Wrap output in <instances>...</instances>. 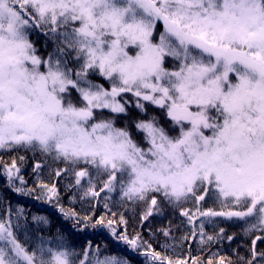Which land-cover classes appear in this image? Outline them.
<instances>
[{"label":"snow or ice","instance_id":"6c2138e0","mask_svg":"<svg viewBox=\"0 0 264 264\" xmlns=\"http://www.w3.org/2000/svg\"><path fill=\"white\" fill-rule=\"evenodd\" d=\"M38 30L54 45L47 57L30 39ZM128 94L148 117L135 121L142 141L127 125L116 126L127 115ZM148 105L164 111L169 128L148 115ZM0 149L63 163L56 176L73 172L81 199L118 193L121 203H145L142 220L159 212L161 201L179 206L194 198L199 205L215 196L222 210L197 209L199 216L264 230V0H0ZM3 173L17 194L35 191L15 159ZM39 187L49 201L57 195L55 185ZM21 215L0 218V264H131L101 256L91 241L70 248L62 236L54 246L41 236L30 248ZM71 215L85 228L108 229L132 252L140 247L139 236L118 234L103 215ZM257 240L264 237L252 241L246 264L264 261ZM146 255L173 264L155 250Z\"/></svg>","mask_w":264,"mask_h":264},{"label":"trees","instance_id":"16d2710c","mask_svg":"<svg viewBox=\"0 0 264 264\" xmlns=\"http://www.w3.org/2000/svg\"><path fill=\"white\" fill-rule=\"evenodd\" d=\"M33 34V42L37 46V54L43 56L47 48H49L51 41H46L40 32H33ZM41 41L45 42L42 46L39 45ZM90 78L97 83L105 82L99 75H92ZM125 99L129 100L130 104L127 109V115L124 117L128 122V128L132 132L133 137L137 138L139 132L136 131L135 121L138 119H147L148 117L142 115L136 109V100L134 97H132V99ZM147 107L148 115H154V109L156 107L152 105H148ZM159 110L158 108L155 113L160 112ZM117 125H121L120 119H118ZM20 156L25 157L23 162L20 161ZM13 159L16 160L17 165L20 167V175L24 177L27 187L35 189L31 195L23 196L17 194L7 185V178L3 173V166L5 164L10 165ZM39 161L42 162L43 166L37 169V171L41 172L43 176H40V179H34L33 169ZM64 167L65 165L63 163L55 162L50 157H45L39 152L33 153L22 149H0V194L2 193L5 204H10V202L12 205L20 204L21 207L26 210L25 212L27 214H45L48 217V233L51 235L58 233L64 236L66 245L70 248L75 247L78 251L82 250L91 241L94 248L98 244L103 252H120L126 256L132 264H158V262H153L150 256L146 255L151 250H155L161 253V255L168 256L173 264L178 260L187 264L189 262V254L186 252L187 240L180 238L189 239L192 235L195 236L197 233L196 230L199 231V229L195 228L192 223L189 225L195 230H192V228L187 225L188 218L181 215L182 210H188L189 214H191L195 212L196 209H218L216 206H221L216 201L215 196L206 197V200L199 205L196 204L194 198L187 203H181L179 206L169 205L161 201L159 205L160 211H154L147 220H142V216L147 212L148 205L145 203L136 205L121 203L118 193H102L99 199L88 197L81 199L83 191L76 187L75 193H77L78 196L76 201L68 200L67 193L70 190L66 191L65 185H62V178H67L71 181L70 185L75 186L74 182H72L75 177L71 171L65 174L62 173L61 176L57 177V169H63ZM16 184L19 186V181H16ZM40 184H47L49 187L55 185L57 195L49 201L44 190L39 187ZM102 185L103 181L98 180L97 188L99 189ZM105 195L110 197L107 201L103 198ZM105 203H108V208L104 207ZM61 208L69 213L67 218L64 213L61 212ZM71 213H75L77 217L81 218V221L86 215L95 217L103 215L106 220H113V227L116 228L118 234L126 233L129 238L139 236V249L135 252L130 251L129 246L122 240L116 239L108 229H94L91 226L85 228L82 222L77 223V220L72 217ZM113 213H115V215H113ZM121 218H123L125 223H121ZM249 227L250 223H245L236 218L226 220L220 217L215 221L207 223L205 227H203V232L207 231L205 248L211 251L209 253L203 250V252L195 251L194 253L192 250L191 254L194 253V260H196L197 263L202 260L205 264L210 257H213L211 261H213L214 264H219L221 260L214 257L215 252L212 249L224 245L223 248L221 247L223 251L227 250V252L222 253L225 257L223 260L224 264H246V261L251 258L252 241L257 237H264L263 232L258 234L254 233L256 229L245 232V229ZM221 229H223V232H221ZM164 230H168L173 240L178 239L182 241V245L185 247L184 253L187 254L185 259L180 257L178 253L175 254L179 256L171 254L173 252L161 249L160 238L164 234ZM150 233H152V235ZM47 236L48 235H42V237L48 240ZM39 237H41V235H39ZM39 237L29 244L30 248L38 242L37 239H39ZM208 237L212 239H208ZM229 237H232V239H229ZM218 240L222 242H218ZM256 248L258 253L264 252V240H257ZM237 251H239L238 256ZM178 257L181 259H178ZM241 257H243L244 260H241ZM261 262L262 261H258V264H261Z\"/></svg>","mask_w":264,"mask_h":264},{"label":"rangeland","instance_id":"374dc122","mask_svg":"<svg viewBox=\"0 0 264 264\" xmlns=\"http://www.w3.org/2000/svg\"><path fill=\"white\" fill-rule=\"evenodd\" d=\"M159 30H162V25L160 26V28H159ZM35 32H40L41 34H42V36H43V38L46 40V41H51L50 39H47L46 37H45V35L43 34V31H41V30H38V31H35ZM34 32V33H35ZM158 32H157V36H158ZM30 39L33 41V39H34V34L33 33H31L30 34ZM43 44H45V42H43V41H41L40 43H39V45L40 46H42ZM35 47H37L36 45H35ZM53 48H54V45H53V43H52V41H51V44L49 45V48H47V51H46V53L42 56V57H47V55H48V53L49 52H51L52 50H53ZM39 55V54H38ZM168 67H171V62H169L168 63V65H167ZM100 84H103L104 85V87L105 88H108L109 87V85H108V83L105 81V82H102V83H100ZM125 98H131L132 99V97H131V95L130 94H128V95H126L125 96ZM158 110V108H155L154 109V115L157 117V119L160 121V124H161V126H164L166 129L167 128H169L170 127V124H171V122L167 119V117L165 116V114H164V111L163 110H159L160 112H158V113H155V111H157ZM120 120H121V125L119 126V125H117V121H116V126L117 127H122V126H125V125H127L128 127H129V125H128V122H127V120H126V118L122 115L120 118H119ZM177 132H178V129H177ZM138 137L136 138V137H134L136 140H138V141H142V136H143V134L142 133H138ZM146 146V145H145ZM40 162V161H39ZM38 162V163H39ZM40 165L41 166H43L42 165V162H40ZM63 174H65V173H63ZM40 176H43V174L41 173V172H38L37 170L34 172V174H33V177H34V179H40ZM74 180H75V178H74ZM74 180L72 181V182H74ZM62 185L64 186L65 185V189H66V191H68V190H70L68 193H67V196H68V200H70V201H76V199H77V193H75V188H76V186H74V185H72L71 187H70V184H71V181L70 180H68L67 178H62ZM100 188V187H99ZM97 190H99L98 188H97ZM218 209H213V210H216V211H220V210H222L221 209V206H216ZM209 209V208H208ZM18 210H22V215L20 216V219H19V222L21 223V224H24L25 225V227H26V229H27V234L31 237V240L29 241V244L32 242V241H35L36 240V238L37 237H39V235H43V236H46V235H48L47 237H48V240H50L51 242H52V245L54 246L55 245V243H56V237L57 236H62V235H60V234H55V235H51L50 233H48V231H47V229H48V223L47 224H43V223H40V224H37L36 222H34L33 220H32V217L33 216H38V217H45L46 219H47V221H48V217L45 215V214H43L42 216L41 215H38V214H27L25 211V209H23L22 207H21V205L20 204H15V205H12L11 204V202H10V204H5L4 202H3V197H2V195L0 194V218H5L9 213H11V215H12V217H13V220L15 221L16 220V214H17V212H18ZM207 209H205V210H201V209H199V211H206ZM240 210H242V209H240ZM193 213H196V217H195V219L193 220V221H189V219H187V225L188 226H190L191 225V223H192V225L195 227V228H197V229H199V231L198 230H196L197 231V233H196V235L195 236H191L189 239H184V238H180V239H183V240H187L186 241V244H187V249H186V252H187V254H189V262L187 263V264H204L203 262H202V260H200V262L199 263H197V261L196 260H194V253H195V251L197 252H203V250L204 251H206V252H209L210 253V251L211 250H208V249H206L205 248V246H206V242H207V240H206V238H207V236H206V233H207V231H205V232H203V235L201 234V222H203V227H205V225L207 224V223H209V222H211V221H215L216 219H218V218H220V217H209V218H206V217H202V216H199L198 215V212H197V209H196V211L195 212H192L191 214H193ZM190 214V215H191ZM188 218V217H187ZM224 219H226V220H229L228 218H225V217H223ZM255 221H252L251 223H254ZM190 224V225H189ZM191 227V226H190ZM192 228V230L194 229L193 227H191ZM195 230V229H194ZM260 232H263L264 233V230H260L259 228H257L255 231H254V233H256V234H258V233H260ZM169 233V232H168ZM151 235H152V233H150ZM162 234V233H161ZM18 237H19V239L21 240V242H23L24 241V239H25V229H21V231L18 233ZM63 237V239H64V242H65V244H66V239H65V237L64 236H62ZM38 240V239H37ZM221 240H218V242H220ZM252 241V240H251ZM222 242V241H221ZM98 245V244H97ZM160 245H161V249H164V250H167V251H169V252H173V253H171V254H174V255H177V256H179L178 254H180V257H182V258H184L185 259V257H186V253H184V251H185V247L182 245V241H180V240H178V239H174L173 240V237H172V235L169 233L167 236H165V234H163L162 236H161V238H160ZM251 245H252V243H251ZM224 247V245H222V246H218V247H216L215 249H212V250H214V252H215V255H214V257H217L218 258V260H221V259H223L224 260V255L222 254L223 252H227V250H225V251H223V249L222 248ZM94 248V247H93ZM192 250H193V252L194 253H192L191 254V252H192ZM256 250H257V248H256ZM175 253H178V254H175ZM238 254H239V251H237V256H238ZM104 255H115V256H117V258H119V259H121V260H123V259H128L126 256H124L123 254H121L120 252H103L102 250H101V256H104ZM211 258H213V257H210L207 261H206V263L205 264H210V262H211V264H214V262L213 261H211ZM178 259H181V258H179L178 257ZM129 260V259H128ZM183 260V259H182ZM132 264V263H131ZM261 264H264V261H262L261 262Z\"/></svg>","mask_w":264,"mask_h":264}]
</instances>
